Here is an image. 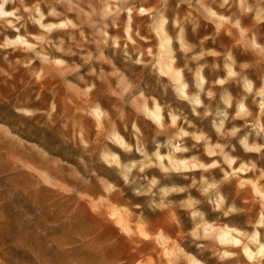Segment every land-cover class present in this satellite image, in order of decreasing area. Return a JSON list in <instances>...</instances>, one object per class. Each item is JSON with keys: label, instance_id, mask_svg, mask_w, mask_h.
<instances>
[{"label": "rangeland", "instance_id": "obj_1", "mask_svg": "<svg viewBox=\"0 0 264 264\" xmlns=\"http://www.w3.org/2000/svg\"><path fill=\"white\" fill-rule=\"evenodd\" d=\"M0 5V264H264V0Z\"/></svg>", "mask_w": 264, "mask_h": 264}, {"label": "bare ground", "instance_id": "obj_2", "mask_svg": "<svg viewBox=\"0 0 264 264\" xmlns=\"http://www.w3.org/2000/svg\"><path fill=\"white\" fill-rule=\"evenodd\" d=\"M2 11H4L3 9V5H2ZM163 23V22H162ZM160 25V24H159ZM157 36H158V39H159V42H160V47L161 49L163 50V52L166 54V59L164 60L163 63H160L159 67H160V71L161 72H164L167 76H169L171 78V80L173 81V83L175 84V89L177 91V94L178 96L182 97V98H187V93H186V90H185V84L183 83L182 81V73L179 69H176L174 67V64H173V58L171 57V50H170V44L168 43L169 42V39L164 31V29L162 27H158V30H157ZM256 46V45H255ZM198 80H199V86L201 87L203 82H204V78L203 76H201L200 74L198 75ZM194 100V103L195 104H200V100L199 98L197 97L196 99H193ZM263 100H264V93H263ZM264 104V101L263 103ZM243 105L241 104L240 106V109L243 110ZM264 107V106H263ZM264 109V108H263ZM264 111V110H263ZM152 116L156 119V120H159L160 116L158 115V113H152ZM153 118V119H154ZM155 120V121H156ZM159 122V121H158ZM261 120H259V125H261ZM253 149V148H252ZM255 150V149H254ZM231 166L233 164L232 161H229L228 162ZM182 164V163H181ZM180 164V165H181ZM193 165V164H192ZM188 166V165H187ZM185 164H182V168L183 169H187V167ZM195 167V166H194ZM206 167V166H204ZM181 168V169H182ZM199 168V167H198ZM232 171L235 170V168H232L231 169ZM237 171L239 172H242L243 169L240 168L238 169ZM258 187V185L256 186V188ZM260 191V190H259ZM263 194V193H262ZM264 196V195H263ZM257 233H255V236H256ZM224 237H226V235L224 236H220L221 239H223ZM234 237V236H233ZM257 237V236H256ZM233 243L235 244H238L239 241L238 240H232ZM243 251L244 253L247 255L246 257L252 259L253 257V253L250 251V249L248 247H244L243 248ZM258 253L260 254H264V245H259V249H258Z\"/></svg>", "mask_w": 264, "mask_h": 264}, {"label": "clouds", "instance_id": "obj_3", "mask_svg": "<svg viewBox=\"0 0 264 264\" xmlns=\"http://www.w3.org/2000/svg\"><path fill=\"white\" fill-rule=\"evenodd\" d=\"M0 15L8 16L11 15V13H6L2 11V5H0Z\"/></svg>", "mask_w": 264, "mask_h": 264}]
</instances>
